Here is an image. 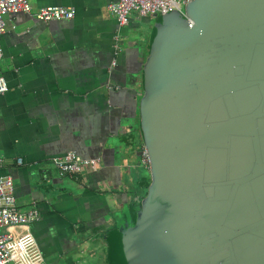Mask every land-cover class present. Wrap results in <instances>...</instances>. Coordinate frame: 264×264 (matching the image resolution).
<instances>
[{
	"label": "water",
	"instance_id": "95a60500",
	"mask_svg": "<svg viewBox=\"0 0 264 264\" xmlns=\"http://www.w3.org/2000/svg\"><path fill=\"white\" fill-rule=\"evenodd\" d=\"M186 7L158 15L142 69L151 183L121 252L128 264H264V0Z\"/></svg>",
	"mask_w": 264,
	"mask_h": 264
},
{
	"label": "crops",
	"instance_id": "0c3cea01",
	"mask_svg": "<svg viewBox=\"0 0 264 264\" xmlns=\"http://www.w3.org/2000/svg\"><path fill=\"white\" fill-rule=\"evenodd\" d=\"M112 1L29 0L31 12L7 15L0 37L8 85L0 95V175L12 176L20 210L36 204L40 218L28 230L48 264H85L86 256L111 264L120 253L125 194L150 179L138 102L155 28L145 24L131 39L126 29L139 23L128 16L118 28L107 9ZM50 5L73 7L75 16L43 22L38 11ZM119 33L123 52L114 42ZM80 134L89 141L84 156L100 157L103 166L60 177L53 159L79 153L73 136Z\"/></svg>",
	"mask_w": 264,
	"mask_h": 264
},
{
	"label": "built area",
	"instance_id": "2783aa9c",
	"mask_svg": "<svg viewBox=\"0 0 264 264\" xmlns=\"http://www.w3.org/2000/svg\"><path fill=\"white\" fill-rule=\"evenodd\" d=\"M192 0H113L107 6L109 13L115 18L118 28L127 25V18L132 11L141 16H154L178 11L185 14L183 7ZM29 0H0V37L6 31L5 17L9 14L30 13ZM38 16L43 22L53 20H70L75 16V9L70 6L50 5L39 9ZM188 18V17H187ZM119 37L116 35L114 42ZM3 57V48L0 42V60ZM113 59L111 67L116 65ZM111 79L107 87H111ZM8 90L6 79L0 75V95ZM143 161L149 164L146 153H142ZM53 162L58 175H76L83 171H96L103 166L100 157H83L75 151H67L62 156L54 158ZM21 166L22 159L17 160ZM4 167L0 160V169ZM30 168V166H26ZM14 182L11 175H0V264H48L42 254L40 246L28 230V225L40 218L39 210L34 203L29 209L20 210L14 192ZM33 255L36 258H33ZM56 264H66L59 262Z\"/></svg>",
	"mask_w": 264,
	"mask_h": 264
},
{
	"label": "trees",
	"instance_id": "16d2710c",
	"mask_svg": "<svg viewBox=\"0 0 264 264\" xmlns=\"http://www.w3.org/2000/svg\"><path fill=\"white\" fill-rule=\"evenodd\" d=\"M141 157H142V154H141ZM147 165L149 168V164H147ZM138 180L140 183H143L146 186V188L151 183L150 179H147L145 177H142L141 179H138ZM139 190H140V188H137V185H136L135 187H133L130 190L129 196L127 194H125L124 203H126V209H125L126 210V213H125L126 218H125V220H121V222H123L124 226L122 228L119 227L116 231L118 233L119 237L121 238V240H120V253H118V255L116 257L111 259V261H110L111 264H118V262H120V264H128L126 258L124 257V254L121 252L122 240H123V238H122L123 235L121 236V233L124 234L125 232H128L131 228H133L135 226L137 220L140 217L141 205H142V201L144 200L145 195H146V191H145L146 189L142 188V190H143L142 193H139Z\"/></svg>",
	"mask_w": 264,
	"mask_h": 264
},
{
	"label": "rangeland",
	"instance_id": "374dc122",
	"mask_svg": "<svg viewBox=\"0 0 264 264\" xmlns=\"http://www.w3.org/2000/svg\"><path fill=\"white\" fill-rule=\"evenodd\" d=\"M187 9H188L187 7H183V10L185 12H187ZM129 17H134V21L136 23L137 22L139 23V24H135L133 27H128L126 29V34H129L130 38L131 39H134L138 35V32L139 31H141V30L145 31L144 28H143L145 24H148L150 27L155 28L159 16H150V15L141 16V15H137V12L136 11H132L130 13ZM117 36L119 37L118 49H119L120 52H123L124 37L122 36V33L121 34L120 33L117 34ZM151 46H152V44H151ZM139 114H140V108H139ZM138 122H139V115H138ZM140 133H141V131H140ZM144 144H145L144 138L141 136L140 137V146H142ZM137 145L139 146V143ZM96 151L97 150H95L94 148H92L90 150V152H87V153H90V155H93L94 152H96ZM81 155L84 157V155L86 156L87 154L85 152H81ZM136 185H137V188H140L139 193H142L143 192L142 188H145L146 189V186L143 183H140L139 181L136 183ZM33 258H36V257L33 255ZM86 259L87 260H86V263L85 264H109V262L99 263L98 262V261H100L99 258H90V259H88V256H86ZM118 264H120V262H118Z\"/></svg>",
	"mask_w": 264,
	"mask_h": 264
},
{
	"label": "clouds",
	"instance_id": "9594fccd",
	"mask_svg": "<svg viewBox=\"0 0 264 264\" xmlns=\"http://www.w3.org/2000/svg\"><path fill=\"white\" fill-rule=\"evenodd\" d=\"M81 155V154H80Z\"/></svg>",
	"mask_w": 264,
	"mask_h": 264
}]
</instances>
